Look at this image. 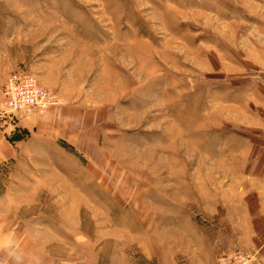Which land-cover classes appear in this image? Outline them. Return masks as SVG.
Segmentation results:
<instances>
[{
    "label": "rangeland",
    "instance_id": "obj_1",
    "mask_svg": "<svg viewBox=\"0 0 264 264\" xmlns=\"http://www.w3.org/2000/svg\"><path fill=\"white\" fill-rule=\"evenodd\" d=\"M19 71L0 264H264V0H0V109Z\"/></svg>",
    "mask_w": 264,
    "mask_h": 264
},
{
    "label": "built area",
    "instance_id": "obj_2",
    "mask_svg": "<svg viewBox=\"0 0 264 264\" xmlns=\"http://www.w3.org/2000/svg\"><path fill=\"white\" fill-rule=\"evenodd\" d=\"M2 96L0 118L3 119L44 112L57 104L56 95L32 72L11 74L3 85ZM219 264H257V259L252 252H236L220 258Z\"/></svg>",
    "mask_w": 264,
    "mask_h": 264
},
{
    "label": "crops",
    "instance_id": "obj_3",
    "mask_svg": "<svg viewBox=\"0 0 264 264\" xmlns=\"http://www.w3.org/2000/svg\"><path fill=\"white\" fill-rule=\"evenodd\" d=\"M52 110V109H51ZM56 111V110H55Z\"/></svg>",
    "mask_w": 264,
    "mask_h": 264
}]
</instances>
